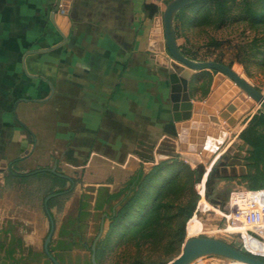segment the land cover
Wrapping results in <instances>:
<instances>
[{"label": "crops", "instance_id": "0c3cea01", "mask_svg": "<svg viewBox=\"0 0 264 264\" xmlns=\"http://www.w3.org/2000/svg\"><path fill=\"white\" fill-rule=\"evenodd\" d=\"M126 2L129 0H88V6H82L79 13L72 11L67 60H62L55 54L63 47L51 44L38 50L26 49L16 41L39 27V0H0V245L5 246L0 248L1 259L6 257L12 241L16 258L23 256L21 246L37 253L43 251L51 228L46 206V216L39 213L38 206L32 213L27 207L29 196L23 193L35 183L39 186L41 180L50 187L46 198L60 192L67 195V157L79 166L89 164L91 172L86 174V181H95L86 183L82 195L88 208L81 209V205L68 218L72 208L67 206V198L55 201L56 197L48 202L55 222L52 244L59 240L79 244L81 248H74L70 255L74 260L80 257V264H84L89 250L92 254L87 244L100 240L136 187V178L141 174V148L151 157L157 148L161 151L174 143L180 146L169 104V84L161 73L171 59L162 52L152 53L150 41L147 51L136 46L135 24L127 23L126 30L120 29L119 25H125L123 14L132 15L129 7L124 12L122 3ZM104 4L115 5L111 14H117L113 21H117L118 29L95 24L98 20L92 15H96L98 5ZM130 5L133 18L141 12L151 21L160 12L151 0H131ZM145 5L158 8L155 16L145 11ZM51 17L58 29L55 17ZM19 94L26 98L21 97L17 107L14 103L12 106L10 101ZM63 104H67V112L59 111ZM235 140L223 149V164L237 152ZM55 176L66 180L64 186L56 185ZM101 194L109 202L98 209ZM246 195L249 191L233 194V205L243 204ZM36 201L38 196L32 203ZM201 205L203 209L207 206ZM81 212L89 213L83 221L79 220ZM63 227L66 235L60 238Z\"/></svg>", "mask_w": 264, "mask_h": 264}, {"label": "rangeland", "instance_id": "374dc122", "mask_svg": "<svg viewBox=\"0 0 264 264\" xmlns=\"http://www.w3.org/2000/svg\"><path fill=\"white\" fill-rule=\"evenodd\" d=\"M39 1V17L41 16V19L37 21V23H40L39 27L35 28L33 32L30 25L29 29L31 30H28V32H30V34L33 32V34L16 41L24 45L26 49L38 50L43 48V46L47 47V45L50 46L51 44H54L57 48L63 47V50H59L55 55L58 56L56 57L57 59L67 60V35L59 29L60 27L57 29L53 25L51 17V15L55 17V23L58 25L56 18L64 15L61 8L63 0ZM151 1L153 3H157L160 8L158 17L155 20L153 19L148 21L143 17L141 12L136 16L134 15L133 18V5L131 8V0H129V3H122V6L125 9L124 12L130 8L132 15H130V17L127 16V14H123L122 21L125 22V25H119L121 26V30H124L123 27L126 30L127 23H129L130 26L131 24H135L136 27L135 30H133V33H135L134 43L136 46H141L140 49H144L146 51L153 29L163 28V14L166 6L172 0ZM226 1L228 7L227 16L225 18H221L218 8H216L215 12L210 17V20L204 24L200 23V15L204 12L205 8L212 7L214 3H193L179 12L175 20L177 43L181 51H184L186 54L185 56L189 59L198 62L209 61L224 64L229 68L234 69L238 75L241 74L244 77L246 76L253 86L264 94V56L258 54L259 50H264V25H253L252 23L244 22L243 19L246 18V12L244 10L245 2L248 0ZM87 2L88 0H76L75 2L72 0L67 17L69 19L71 18L72 11L76 12V14L79 13L82 6L83 8L88 6ZM120 5H118V7ZM110 7L111 4L109 6H107V4H104L103 6L98 5L96 15H91L98 20V22L95 23L98 26L101 25L100 23H104L110 30H116L119 28L118 23L117 21L114 22L113 19L117 18V14L116 12L111 14V12L115 9V5L112 4L111 9ZM257 7L258 6H256V8ZM132 19L133 23L131 22ZM52 33H54V37H52ZM131 41L132 39H130V42ZM216 44H219V46H216ZM161 52L162 51H152V53ZM162 53L169 60L172 59L167 50ZM169 68L170 64L163 67V72L161 73L162 77L166 78L169 84V104L172 106L170 99L171 85L169 81ZM18 71L19 69L16 72ZM190 90L192 99L196 102L207 100L215 92V90H219V94L217 93L219 101L217 103L223 102L225 106L224 108L222 107L221 112H216V116L221 120V122H223L221 114L224 113L227 115L229 120L235 121L228 131L229 137L227 141L211 160L204 159L199 154L195 157L191 155L189 151L184 149L182 150L181 145L177 146L175 143L168 144L161 151L159 148H157L156 151L152 149L155 151V154H151V157L148 155V151H145L144 153V150L142 151L141 148V174L136 178L137 183L135 189L132 190V194L126 197L119 209L120 211L127 202L136 198L132 211L127 215L125 222L124 224L122 223L121 227H118L110 234L109 227V229L97 242L98 246L104 241V254L100 260H97L98 264H116L117 261L120 263H123L124 261L129 263L138 257L149 261H157L158 258L161 260H174L179 255L181 250L177 248L161 255L150 252L148 249L138 252L134 246L124 247V241L121 237L125 232L131 230L134 226H136V224H139L145 217H147L153 202L151 193L154 195L157 194L160 188L173 176H175L173 172L174 168L170 167L174 160L182 161L191 168L192 166L190 163H197L198 166L196 168H192L193 170H197L199 173V182L196 185V191L198 192L197 186H199L200 183L204 186V193L203 191H201V193L198 192L200 195L199 203H201L205 198V201L207 199L209 204L207 211L197 215V217H193L189 221L187 225L188 233L186 239L193 237H209L223 241L232 246L237 245L240 248L247 247L248 249L254 250H259L254 246L258 241L264 242V239H258L254 236L253 232L249 230L244 234H229L223 230V214H227L229 210V203L232 201L233 194L250 191L247 184L243 181V177L249 171L247 159L249 157L250 148L241 137L243 133L254 124V118L262 115L263 111L257 104L252 103L250 99H242V92L238 89V87L227 78H219V74L215 71L197 73L191 83ZM19 95L20 96H16L14 100L10 101L12 102V106L14 103L17 107L21 97H24L22 96L23 94ZM25 98L26 97H24V99ZM55 99H57V97ZM12 106H10V108ZM59 111L67 112V104H63L59 108ZM56 124H59L58 121H56ZM259 130L264 132V127L260 126ZM231 140H235L234 144L237 152L233 154L229 160L227 159L225 164H223L222 161V164L218 166L212 178H208L210 168L212 167L215 159L223 156V149L231 145ZM162 163L168 164L160 170V174L156 175L151 182L144 185L143 182L145 177L155 167L161 165ZM88 168L89 164L85 163L84 165L79 166L71 162L70 157H67V192L69 193L67 196V206L70 205L72 208L71 212L67 213V218L70 215L75 214V211L81 206V203L84 200L82 195L86 189V183H89V181H86V174L91 172ZM59 171L61 172L62 168L59 169ZM94 181L95 180L91 181V183ZM37 188L39 193H36ZM49 189L50 187L48 182H42L40 180L39 186L35 183L28 190L29 192L23 193L24 197L29 196L27 207L32 213L35 212V209L38 206V209L40 210H38L39 213L46 216L45 200ZM35 196H38V202L36 201V203H32L33 198L35 201ZM249 196L251 195H246L244 200L246 201ZM236 205L242 204L238 203ZM119 211L117 210V213ZM47 219L49 220L48 217ZM93 245V243L88 244L90 249H92ZM91 256L92 254L90 255L89 250L87 260H91ZM193 264H233V262L220 257H205Z\"/></svg>", "mask_w": 264, "mask_h": 264}, {"label": "trees", "instance_id": "16d2710c", "mask_svg": "<svg viewBox=\"0 0 264 264\" xmlns=\"http://www.w3.org/2000/svg\"><path fill=\"white\" fill-rule=\"evenodd\" d=\"M203 2H211L214 3V5L204 9V12L200 15L201 24L210 20L216 8H218L221 18L227 16L228 7L226 0H200L195 3L200 4ZM256 6L258 7L256 8ZM144 9L146 12H149L151 17L155 16L158 12V8L155 5H145ZM244 10L246 12V18L243 19L244 22L252 23L253 25H264V0H248L245 2ZM216 46H219V44H216ZM183 54L186 55L184 51ZM258 54L264 56V50H259ZM239 75L242 76L241 74ZM260 126L264 127V113L254 118V124L247 129L241 137L250 148L249 157L247 159L249 171L243 177V181L247 184L250 191L264 190V132L259 130ZM167 164L168 163H162L155 167L145 177L143 184L145 185L151 182L156 175L160 174V170L164 166H167ZM170 167L174 168L173 172L175 176L164 184L157 194L154 195L151 193L153 202L147 217L121 236L124 241V247L134 246L138 252L148 249L150 252L159 255L166 254L174 248L181 250L188 233L187 225L194 217L200 201V195L196 191V185L199 182V173L186 163L178 160H174ZM54 179L56 185L61 187L64 186L66 182V180L57 176H55ZM249 194L251 195L250 192ZM68 195L69 193L67 192V195L60 196L55 199V201L64 200ZM85 199H88V197ZM135 199L127 202L117 215L113 217L109 234L118 227H121L122 223L124 224L127 215L132 211ZM108 202V197L101 194L96 207L101 209ZM81 205V209H86L89 206L87 201L82 202ZM88 215L89 213L87 212H81L79 220H85ZM72 225L73 221L67 226V237L70 234L69 228H71ZM83 229L84 227L81 226L79 229L80 232H82ZM65 235L66 229L63 227L60 231V238H64ZM15 246V242L12 241L6 250V257L4 259L0 258V264H28L27 262H40L42 260L43 255L38 253H30L27 258L22 255L20 258H16L15 255L17 251ZM20 246L19 244L18 247ZM233 246L251 257L264 261L263 241H258L257 244L254 245L259 250L248 249L247 247L240 248L237 245ZM4 247V245H0L1 249H4ZM74 248H81V246L75 242L66 243V241L59 240L55 245L52 244L50 246V251L55 254V258L60 264H66V260L67 264H80L82 261L80 257L74 260L72 255H70V252ZM103 254L104 241L97 246V260H100ZM171 261L172 260H161L160 258H158L157 261H149L138 257L129 263L125 261L120 263L117 261L116 264H169ZM45 264H50V261H46ZM84 264L92 263L91 260H88L85 261Z\"/></svg>", "mask_w": 264, "mask_h": 264}, {"label": "water", "instance_id": "95a60500", "mask_svg": "<svg viewBox=\"0 0 264 264\" xmlns=\"http://www.w3.org/2000/svg\"><path fill=\"white\" fill-rule=\"evenodd\" d=\"M197 1L200 0H172L166 6L163 14V28H155L152 31L149 47L152 51L163 52L167 50L172 58L169 68L170 99L172 102V116L176 123L181 149L197 153L202 158L211 160L227 141L228 131L235 121L229 120L224 113L221 114L223 122L216 116V112H221L222 107L225 106L223 102L217 103L219 101L217 96L219 90H215L203 104L193 101L190 88L196 74L206 71L217 72L219 78H227L238 87L242 92V99H250L252 103L261 107L263 113L264 94L258 91L246 76H239L234 69L224 64L193 61L183 54L177 43L175 20L179 12ZM71 2L72 0H63L61 8L64 15L57 17L58 25L65 35H67L69 28V18L67 16ZM222 161L223 156L215 159L208 178H212ZM63 194L64 192L54 193L48 196L45 201L51 222L50 232L45 241V252L53 264L60 263L49 250L55 232V222L49 213L48 202ZM255 232H253L254 236L263 240L264 231L255 230ZM97 242L92 247V264H98L96 257ZM205 257H220L232 261L233 264H264V261L251 257L228 243L209 237L186 239L179 255L169 264H193Z\"/></svg>", "mask_w": 264, "mask_h": 264}, {"label": "built area", "instance_id": "2783aa9c", "mask_svg": "<svg viewBox=\"0 0 264 264\" xmlns=\"http://www.w3.org/2000/svg\"><path fill=\"white\" fill-rule=\"evenodd\" d=\"M197 189L199 193L201 191L204 193V186L201 183L197 186ZM249 192L251 196L242 205H233L232 201L229 203L227 214H223V230L225 232L229 234H244L248 230L254 233H256L255 230L264 231V190ZM201 203L207 205L205 209L202 208ZM201 203H199L194 217L208 210L207 199L205 201L204 198ZM262 238L264 239V237Z\"/></svg>", "mask_w": 264, "mask_h": 264}, {"label": "flooded vegetation", "instance_id": "af4514ba", "mask_svg": "<svg viewBox=\"0 0 264 264\" xmlns=\"http://www.w3.org/2000/svg\"><path fill=\"white\" fill-rule=\"evenodd\" d=\"M51 245H52V241H51L50 246ZM50 246H49V250H50ZM20 250H21V252H22V254H23V256L25 258L29 257L30 253H33V254L34 253H37V252L33 251L32 249L24 248L23 246L20 247ZM91 251H92V249H91ZM38 254L43 255L42 260L40 262H27V263L28 264H45L46 261H50V259L47 257L46 252H45V244H44L43 251L42 252H39ZM51 254L55 257V254L54 253L51 252ZM50 264H53V263L50 261Z\"/></svg>", "mask_w": 264, "mask_h": 264}, {"label": "bare ground", "instance_id": "6f19581e", "mask_svg": "<svg viewBox=\"0 0 264 264\" xmlns=\"http://www.w3.org/2000/svg\"><path fill=\"white\" fill-rule=\"evenodd\" d=\"M235 85V84H234ZM259 106V105H258ZM260 107V106H259ZM261 108V107H260Z\"/></svg>", "mask_w": 264, "mask_h": 264}]
</instances>
